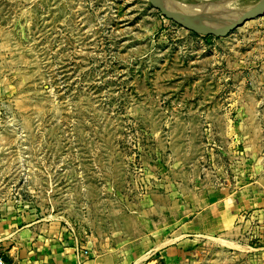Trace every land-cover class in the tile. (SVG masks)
<instances>
[{
    "label": "rangeland",
    "instance_id": "374dc122",
    "mask_svg": "<svg viewBox=\"0 0 264 264\" xmlns=\"http://www.w3.org/2000/svg\"><path fill=\"white\" fill-rule=\"evenodd\" d=\"M255 156L264 15L205 35L149 0H0V216L56 224L76 264H264L190 235Z\"/></svg>",
    "mask_w": 264,
    "mask_h": 264
},
{
    "label": "crops",
    "instance_id": "0c3cea01",
    "mask_svg": "<svg viewBox=\"0 0 264 264\" xmlns=\"http://www.w3.org/2000/svg\"><path fill=\"white\" fill-rule=\"evenodd\" d=\"M194 219L191 236H218L237 246L253 244L257 246L254 249L264 254V156L254 157L248 181L232 194L224 193L220 201L207 202L201 212L195 213ZM12 223L0 216V252H10L18 260L27 258V264H76L74 248L66 244L56 224H40V220ZM180 239L181 236H175L172 242L178 243ZM172 253L164 249V254L171 259ZM100 261L96 259L87 264H101Z\"/></svg>",
    "mask_w": 264,
    "mask_h": 264
},
{
    "label": "water",
    "instance_id": "95a60500",
    "mask_svg": "<svg viewBox=\"0 0 264 264\" xmlns=\"http://www.w3.org/2000/svg\"><path fill=\"white\" fill-rule=\"evenodd\" d=\"M149 2L166 18L205 35H223L232 32L246 22L264 15V0H259L255 6L232 19L220 17L214 14L212 9L206 11L199 8V5L181 0H149Z\"/></svg>",
    "mask_w": 264,
    "mask_h": 264
},
{
    "label": "bare ground",
    "instance_id": "6f19581e",
    "mask_svg": "<svg viewBox=\"0 0 264 264\" xmlns=\"http://www.w3.org/2000/svg\"><path fill=\"white\" fill-rule=\"evenodd\" d=\"M258 1L259 0H256L251 6H247V8L243 11L241 10L244 8V6L251 3L250 0H231L228 3H226V5L220 4L219 6L217 5L215 7H212L211 9L214 14H217L220 17L232 19L238 16L239 14H242L247 9L255 6ZM231 4H233V6ZM199 6H202V5H199ZM233 15H236V16H233ZM222 242H224L225 244L226 243L232 244L226 240H222Z\"/></svg>",
    "mask_w": 264,
    "mask_h": 264
}]
</instances>
